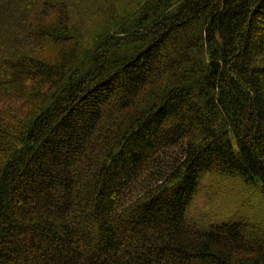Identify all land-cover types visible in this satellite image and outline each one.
Wrapping results in <instances>:
<instances>
[{
	"label": "trees",
	"instance_id": "trees-1",
	"mask_svg": "<svg viewBox=\"0 0 264 264\" xmlns=\"http://www.w3.org/2000/svg\"><path fill=\"white\" fill-rule=\"evenodd\" d=\"M71 2L0 0V264H264L188 218L208 174L264 194V0H91L90 49Z\"/></svg>",
	"mask_w": 264,
	"mask_h": 264
},
{
	"label": "rangeland",
	"instance_id": "rangeland-1",
	"mask_svg": "<svg viewBox=\"0 0 264 264\" xmlns=\"http://www.w3.org/2000/svg\"><path fill=\"white\" fill-rule=\"evenodd\" d=\"M74 7L70 16L77 34L82 37L85 49H90L94 39L109 27H105L106 10L100 3L71 0ZM124 10L134 0H119ZM75 3V4H74ZM111 27V26H110ZM188 218L200 228L222 222L250 221L264 227V194L259 186L248 185L241 178L206 175L193 201Z\"/></svg>",
	"mask_w": 264,
	"mask_h": 264
}]
</instances>
